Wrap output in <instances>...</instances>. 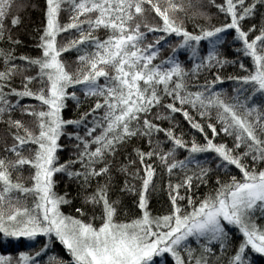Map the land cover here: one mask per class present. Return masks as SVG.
<instances>
[{
  "label": "snow or ice",
  "instance_id": "6c2138e0",
  "mask_svg": "<svg viewBox=\"0 0 264 264\" xmlns=\"http://www.w3.org/2000/svg\"><path fill=\"white\" fill-rule=\"evenodd\" d=\"M36 7L0 0V264H257L264 0H45L20 52Z\"/></svg>",
  "mask_w": 264,
  "mask_h": 264
},
{
  "label": "trees",
  "instance_id": "16d2710c",
  "mask_svg": "<svg viewBox=\"0 0 264 264\" xmlns=\"http://www.w3.org/2000/svg\"><path fill=\"white\" fill-rule=\"evenodd\" d=\"M36 3L37 7L33 9H29L27 12L22 13L23 19H24V25L21 28L15 29V33L19 34L20 38L23 41V47L19 49L20 52H28L31 51L33 48V45L36 43V40L34 37L37 35L34 33V29L42 27V20H43V10L45 8V0H34ZM213 12H215V9H212ZM214 23H218V21L214 20ZM32 54H36L35 51H32ZM228 57L231 59L232 58V53L231 50L229 49L227 51ZM183 59V57H181ZM234 72L233 68H228V73L232 74ZM228 84H225V87H228ZM32 102V101H29ZM71 103V102H69ZM66 115H71V111L66 113ZM185 127H187L185 125ZM66 155V154H65ZM123 182V177H120V183L122 184ZM166 184V181H165ZM64 189V184L62 183L60 185V190L61 192ZM70 190L75 192L74 186H70ZM132 198L127 197L125 198V204L131 205ZM168 193L166 190V187L163 188L160 191H157L153 193L152 198H151V206L152 208L157 212V213H162L166 211L167 206H168ZM74 206L79 207L80 202L75 201ZM66 213H71L73 211V208L71 207H65L63 209ZM17 249L19 250H26L24 248V244H14V245H0V254L3 255H16L17 254ZM55 253L59 256H62L65 260L70 259V257L67 256L66 252L63 250L62 246L57 244L54 249ZM257 264H264V257H259L257 258Z\"/></svg>",
  "mask_w": 264,
  "mask_h": 264
}]
</instances>
